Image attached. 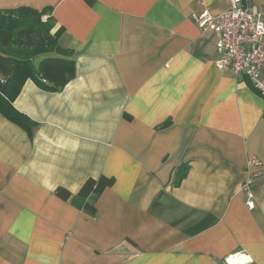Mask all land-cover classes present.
<instances>
[{
  "label": "crops",
  "instance_id": "1",
  "mask_svg": "<svg viewBox=\"0 0 264 264\" xmlns=\"http://www.w3.org/2000/svg\"><path fill=\"white\" fill-rule=\"evenodd\" d=\"M20 7L52 9L76 75L24 84L32 136L0 113V264H264V95L217 69L194 18L229 0H0ZM101 176L115 183L90 216L72 202Z\"/></svg>",
  "mask_w": 264,
  "mask_h": 264
},
{
  "label": "trees",
  "instance_id": "2",
  "mask_svg": "<svg viewBox=\"0 0 264 264\" xmlns=\"http://www.w3.org/2000/svg\"><path fill=\"white\" fill-rule=\"evenodd\" d=\"M55 24L52 9L0 10V113L31 136L37 124L14 107L24 84L32 80L45 91L60 92L76 75L73 53L61 44L64 29L54 31ZM186 173L187 169L179 181ZM114 183L105 176L89 179L72 203L95 216L99 196ZM56 195L65 201L72 197L63 188Z\"/></svg>",
  "mask_w": 264,
  "mask_h": 264
},
{
  "label": "built area",
  "instance_id": "3",
  "mask_svg": "<svg viewBox=\"0 0 264 264\" xmlns=\"http://www.w3.org/2000/svg\"><path fill=\"white\" fill-rule=\"evenodd\" d=\"M229 10L213 14L204 10L194 18L202 34L217 37L216 66L220 72L246 77L264 95V19L253 0H229ZM263 163L249 160L247 178L242 184L249 210L255 209L254 186L263 174ZM229 264V260L227 259Z\"/></svg>",
  "mask_w": 264,
  "mask_h": 264
},
{
  "label": "clouds",
  "instance_id": "4",
  "mask_svg": "<svg viewBox=\"0 0 264 264\" xmlns=\"http://www.w3.org/2000/svg\"><path fill=\"white\" fill-rule=\"evenodd\" d=\"M43 185L45 187H49V180L47 178H45L43 181H42ZM70 191L75 195L76 192H77V189L75 187H73L72 189H70Z\"/></svg>",
  "mask_w": 264,
  "mask_h": 264
},
{
  "label": "bare ground",
  "instance_id": "5",
  "mask_svg": "<svg viewBox=\"0 0 264 264\" xmlns=\"http://www.w3.org/2000/svg\"><path fill=\"white\" fill-rule=\"evenodd\" d=\"M243 258V257H242ZM241 259V258H240ZM234 260V259H233ZM233 260H231L230 261V264H235V262L233 261ZM238 261V260H237ZM237 263V262H236Z\"/></svg>",
  "mask_w": 264,
  "mask_h": 264
}]
</instances>
